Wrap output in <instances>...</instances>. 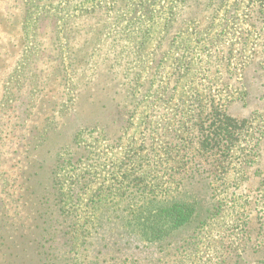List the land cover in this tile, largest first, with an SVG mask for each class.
Returning <instances> with one entry per match:
<instances>
[{
  "label": "rangeland",
  "instance_id": "1",
  "mask_svg": "<svg viewBox=\"0 0 264 264\" xmlns=\"http://www.w3.org/2000/svg\"><path fill=\"white\" fill-rule=\"evenodd\" d=\"M213 110L249 123L145 240L130 198L176 188ZM259 199L264 0H0V264H261Z\"/></svg>",
  "mask_w": 264,
  "mask_h": 264
},
{
  "label": "trees",
  "instance_id": "2",
  "mask_svg": "<svg viewBox=\"0 0 264 264\" xmlns=\"http://www.w3.org/2000/svg\"><path fill=\"white\" fill-rule=\"evenodd\" d=\"M211 113L210 127H201V130L198 131L199 134L191 143V148L189 147V151L188 148L186 150L192 153H188V156L183 159L184 165L187 167L186 171L179 174H168L169 181L172 180L177 183L176 188L171 190V192H161L160 197H143L145 201L140 206L135 205L134 207L132 204L134 198H130L131 208L138 209L139 232L145 240L154 241L160 239L165 236L166 232L168 234L175 229L188 225L194 218L200 215V201L195 199L199 194L201 185L208 183L206 181L207 178H209L210 184H213L212 180L215 177L214 168H216L218 162L216 156L223 152V155L227 154L226 152H229V145L232 143L236 132L243 130L249 123V120L238 119L231 114H221L214 110ZM204 129L213 130L211 134L204 135ZM180 148L186 149L185 146ZM195 158L200 163H197L194 167ZM70 163L72 167H75L78 162H74V158H71L66 163L61 164L59 162V165L55 167L53 172L64 170ZM208 167L210 169L207 171ZM207 172L209 175L205 176ZM57 186L58 184H54L52 189L56 193V196H60L61 189H58ZM136 186L134 185L133 187ZM207 190L210 191V187ZM134 192H137L139 196V192L142 193V190L138 191V189L133 188V195H135ZM260 200L254 203L253 208L255 211H258L259 227L256 228V231L259 236L264 231V214H261L262 211L264 212V203ZM58 225L62 224L58 223ZM55 229H57V226ZM262 239L264 240V236Z\"/></svg>",
  "mask_w": 264,
  "mask_h": 264
}]
</instances>
